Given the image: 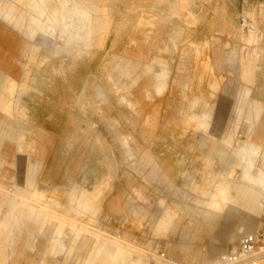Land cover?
<instances>
[{"label":"rangeland","instance_id":"rangeland-1","mask_svg":"<svg viewBox=\"0 0 264 264\" xmlns=\"http://www.w3.org/2000/svg\"><path fill=\"white\" fill-rule=\"evenodd\" d=\"M116 5L0 0L5 264H213L258 227L260 183L238 153L261 147L251 161L264 171V97L251 92L261 50L246 62L214 50L215 37L166 41L154 18L128 34L114 26L99 47ZM146 63L166 68L159 95ZM19 210L41 235L16 225Z\"/></svg>","mask_w":264,"mask_h":264},{"label":"crops","instance_id":"crops-1","mask_svg":"<svg viewBox=\"0 0 264 264\" xmlns=\"http://www.w3.org/2000/svg\"><path fill=\"white\" fill-rule=\"evenodd\" d=\"M118 1V5H116V9L112 10L111 13L105 12L104 17L109 18L108 28L105 27L104 34H100L96 41L97 46L103 47L106 38L112 31L114 26H117V34L122 33L123 31L128 34L131 30L130 27L139 26L140 20H149L156 19L157 25L161 29V33H163L166 41L169 39L173 40V43L179 41L180 39H184L186 36L193 38L197 43L204 45L206 40L216 38L218 39L217 43L212 46L214 50L218 51H228L232 50L231 56L232 59L235 56L239 57L238 51L244 50L243 59L247 60L246 62L253 61L250 59L254 57L257 53V50H261L262 54L260 55L258 62V70L252 72L254 77H252V81L256 82L253 91L254 96L261 98L264 97V0H111ZM95 11H99L95 9ZM107 13V14H106ZM98 15H101L98 14ZM113 18L119 19V24L113 20ZM117 23V24H116ZM116 24V25H115ZM129 30V31H128ZM254 31L259 35V43H251L248 42L244 45L243 35L246 34L247 38L250 37L251 32ZM138 32V31H137ZM143 32V34L138 33ZM137 33V37L131 38V41H135L141 44V49H147V45L144 46L143 43H146L148 37H145L146 31H139ZM132 33V32H131ZM141 36V37H139ZM124 38L122 37V41L120 46L124 42ZM73 40H78L75 37H72ZM120 39V40H121ZM134 42V43H135ZM212 44L213 42L209 40ZM119 46V45H118ZM117 46V47H118ZM162 48V46H161ZM237 55H236V54ZM260 54V53H259ZM227 54H223L225 56ZM139 57V56H138ZM150 57V55H149ZM148 56L139 57L140 59H150ZM241 58V56H240ZM163 66V64H161ZM165 66V65H164ZM166 68L162 70L161 73H155L153 64L146 63L144 65L143 75L153 73L154 78L157 81L156 92L158 93V85L159 81L164 78ZM229 75H227V78ZM161 78V79H160ZM140 79V76L135 78V83ZM260 142L258 143V145ZM32 180L27 181V185L33 187ZM75 188V187H73ZM78 190V189H77ZM100 190L99 187L95 188V191ZM84 190H79L78 192H82ZM87 191V190H85ZM91 192V191H90ZM30 193L33 194H42L35 188L30 189ZM234 205V200L232 197V202ZM39 205H30V207L42 208L43 204L38 203ZM16 214L13 217V221H15L18 226L19 223L22 226H26V224H32L34 228L37 230V233L41 235V219L35 218V216L31 213H26L25 211L15 212ZM31 216V222H27L26 217ZM8 235L3 241L0 243V264H5L2 262V257H5V250H7V245L9 240L15 239L11 237V234L14 232V228L12 226L8 229ZM35 230V231H36ZM33 229H30L28 235L30 236V242L23 245V249L29 248L32 249L34 246V242L36 238L33 234ZM11 232V233H10ZM7 233V232H6ZM10 233V234H9ZM11 241V242H12ZM9 245V244H8ZM10 247V246H9ZM11 249V248H10ZM172 260V259H170ZM8 262V261H7Z\"/></svg>","mask_w":264,"mask_h":264},{"label":"built area","instance_id":"built-area-1","mask_svg":"<svg viewBox=\"0 0 264 264\" xmlns=\"http://www.w3.org/2000/svg\"><path fill=\"white\" fill-rule=\"evenodd\" d=\"M166 259V255L162 254ZM264 259V199L261 202V215L257 229L241 236L236 250L219 258L215 264H249Z\"/></svg>","mask_w":264,"mask_h":264},{"label":"bare ground","instance_id":"bare-ground-1","mask_svg":"<svg viewBox=\"0 0 264 264\" xmlns=\"http://www.w3.org/2000/svg\"><path fill=\"white\" fill-rule=\"evenodd\" d=\"M161 79V78H160ZM162 80V79H161ZM261 147H254V146H252V148H250V149H247V155H241V152H239L238 154V157H239V159H243L244 161L241 163L242 165H244L246 168L248 167L250 170H251V173H253V177H255L256 179H257V181L260 183L259 185H260V191H261V193H262V200H261V202L263 201V199H264V171H260V170H255L254 168H253V162L251 161V159H252V157L254 156V155H257L258 154V152H259V149H260ZM247 168V169H248ZM246 214H247V212H246ZM261 215V203L259 204V210H258V214H257V216L259 217ZM236 250V246L235 247H233V251H235ZM166 261L167 262H165V263H168V262H170V259L169 260H167L166 259ZM217 263V262H216ZM251 264H252V261L250 262ZM249 263V264H250ZM264 264V259L263 260H259V259H257V262L255 263V264ZM213 264H215V263H213Z\"/></svg>","mask_w":264,"mask_h":264}]
</instances>
